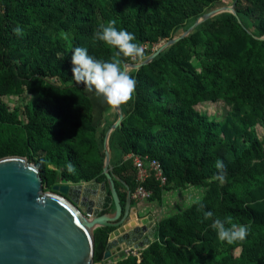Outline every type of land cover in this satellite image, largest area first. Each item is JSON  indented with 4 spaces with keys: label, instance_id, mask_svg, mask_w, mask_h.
Instances as JSON below:
<instances>
[{
    "label": "trees",
    "instance_id": "1",
    "mask_svg": "<svg viewBox=\"0 0 264 264\" xmlns=\"http://www.w3.org/2000/svg\"><path fill=\"white\" fill-rule=\"evenodd\" d=\"M136 64L108 137L121 202L138 185L129 155L161 162L167 185L144 184L159 207L166 190L201 194L160 215L142 257L108 264H264V0H0V158H27L51 187L106 182L113 99ZM90 92L107 103L101 123ZM12 96L30 100L11 109ZM218 101L221 120L196 110ZM112 230H94V262Z\"/></svg>",
    "mask_w": 264,
    "mask_h": 264
},
{
    "label": "water",
    "instance_id": "2",
    "mask_svg": "<svg viewBox=\"0 0 264 264\" xmlns=\"http://www.w3.org/2000/svg\"><path fill=\"white\" fill-rule=\"evenodd\" d=\"M223 10L232 12L234 8L212 10L196 25ZM194 27L167 42L146 63L188 36ZM128 67L139 64L125 65L120 89L113 99L119 119L105 140L106 182H59L52 185V191L45 192L36 164L21 156L0 158V264H102L94 262V230L99 226L113 227L103 255L104 264L123 258L126 247L139 248L153 242L159 227L154 215L138 214L129 189L122 204L110 164L108 137L123 118L118 96Z\"/></svg>",
    "mask_w": 264,
    "mask_h": 264
},
{
    "label": "rangeland",
    "instance_id": "3",
    "mask_svg": "<svg viewBox=\"0 0 264 264\" xmlns=\"http://www.w3.org/2000/svg\"><path fill=\"white\" fill-rule=\"evenodd\" d=\"M225 3L224 4L221 3V5L219 6V9L231 7V6H227V3H229V1L225 2ZM215 9H218V8H215ZM165 44H166V42L164 41V42L160 43L159 45H156L154 48V51L159 50ZM88 94H89V96H91V98H93V100L95 102L94 104L96 105L95 120L98 123H101L102 117L100 114H101L102 110L104 109V107L107 105V103L103 100L102 97H100V96H98L92 92H90ZM26 96H27V94H26ZM3 100L6 104H8V106L11 109H13V108H18V106H22L27 101H29L30 98L25 97V99H23L20 97L12 96V97H4ZM229 109H230V106L224 101L205 102V103L200 104L196 108V110L198 112L208 114L209 116H212L214 118H218L219 120H221L228 113ZM253 132H254V135L259 140H261L264 137V131L260 126H255L253 128ZM61 182H63V181H61ZM92 182H94V181H91L90 183H92ZM81 183L84 184L87 182H81ZM98 183H100V182H98ZM77 184H80V183H77ZM72 185H75V184H72ZM43 190L45 192L52 191V187L50 185L43 184ZM168 192L169 193H167L164 196V203H166V205L163 206V208L158 206L156 200L149 201V202H152L154 204V207L150 208L148 211L153 210L155 212V214L152 212L150 214L154 215L156 221H157L158 216H160V215L163 216V215H166L168 213L176 212L177 210L181 209L184 206L183 204H185L189 198L194 197V196H199L201 194L198 189L185 190V188L174 189V190H170ZM191 193L193 195H191ZM143 211H145V210L143 209ZM138 214H139V212H138ZM145 248L136 249L131 245V246L125 248V250H124L125 256L128 255L127 254V252H128L131 254L132 253L136 254L140 258V257H142V250H144ZM237 251H238V249H236V251H234L235 255H237ZM95 264H100V263H95Z\"/></svg>",
    "mask_w": 264,
    "mask_h": 264
},
{
    "label": "built area",
    "instance_id": "4",
    "mask_svg": "<svg viewBox=\"0 0 264 264\" xmlns=\"http://www.w3.org/2000/svg\"><path fill=\"white\" fill-rule=\"evenodd\" d=\"M129 156L132 157L133 163L137 168L136 183L138 185L133 191V200L139 202L152 197L153 190L144 185L151 177H154L161 185H167L168 178L166 177L164 168L159 160H151L148 157L145 158L138 155ZM127 254L129 255L130 253L127 252Z\"/></svg>",
    "mask_w": 264,
    "mask_h": 264
},
{
    "label": "crops",
    "instance_id": "5",
    "mask_svg": "<svg viewBox=\"0 0 264 264\" xmlns=\"http://www.w3.org/2000/svg\"><path fill=\"white\" fill-rule=\"evenodd\" d=\"M178 189H181V188H178ZM190 190V189H189ZM192 190V189H191ZM199 190V189H198ZM168 191H170V190H166L165 191V194H164V196L167 194V193H169ZM200 191V190H199ZM200 193H201V191H200ZM191 195H193L192 193H191ZM196 197H198V196H194V197H191V198H189L187 201H186V203L185 204H183L184 206L183 207H185V205L186 204H189V203H192L193 201H194V199H196ZM149 201H151V200H144V201H139V202H135V204H133L134 206H136L137 207V210H138V212H139V215H142V216H147V215H149L151 212L152 213H154L155 214V212L152 210V211H148L150 208H152V207H154V204L152 203V202H149ZM153 201V200H152ZM158 204V203H157ZM159 206V205H158ZM162 208V207H161ZM143 209L145 210V211H143ZM155 209V208H154ZM103 212V211H102ZM160 218V216H158L157 217V222L159 221L158 219Z\"/></svg>",
    "mask_w": 264,
    "mask_h": 264
},
{
    "label": "flooded vegetation",
    "instance_id": "6",
    "mask_svg": "<svg viewBox=\"0 0 264 264\" xmlns=\"http://www.w3.org/2000/svg\"><path fill=\"white\" fill-rule=\"evenodd\" d=\"M124 189L126 190V196H127V192H128L129 186H128V188H127V187H125ZM129 190H130V189H129ZM130 191H131V198H132V202H133V197H132V194H133V191H134V190H130ZM125 202H126V201H125ZM132 204H133V203H132ZM143 247L145 248V247H146V245H145V246H140L139 248H143Z\"/></svg>",
    "mask_w": 264,
    "mask_h": 264
},
{
    "label": "bare ground",
    "instance_id": "7",
    "mask_svg": "<svg viewBox=\"0 0 264 264\" xmlns=\"http://www.w3.org/2000/svg\"><path fill=\"white\" fill-rule=\"evenodd\" d=\"M82 197V193H81V196H80V198Z\"/></svg>",
    "mask_w": 264,
    "mask_h": 264
},
{
    "label": "clouds",
    "instance_id": "8",
    "mask_svg": "<svg viewBox=\"0 0 264 264\" xmlns=\"http://www.w3.org/2000/svg\"><path fill=\"white\" fill-rule=\"evenodd\" d=\"M147 247V246H146Z\"/></svg>",
    "mask_w": 264,
    "mask_h": 264
}]
</instances>
